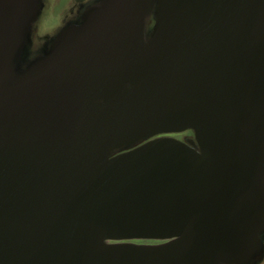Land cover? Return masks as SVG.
<instances>
[{
	"label": "water",
	"instance_id": "water-1",
	"mask_svg": "<svg viewBox=\"0 0 264 264\" xmlns=\"http://www.w3.org/2000/svg\"><path fill=\"white\" fill-rule=\"evenodd\" d=\"M40 6L0 0V264L260 261L264 0H99L23 62Z\"/></svg>",
	"mask_w": 264,
	"mask_h": 264
},
{
	"label": "rangeland",
	"instance_id": "rangeland-1",
	"mask_svg": "<svg viewBox=\"0 0 264 264\" xmlns=\"http://www.w3.org/2000/svg\"><path fill=\"white\" fill-rule=\"evenodd\" d=\"M98 1L99 0H41L39 14L32 26L22 61H29L35 56L43 53L64 28L80 22L82 14L88 8L94 6ZM155 24V19L149 22V33L155 27ZM186 132H190L192 135L191 138L194 139V133L192 131ZM174 137L181 141H186L190 138L187 134H180ZM133 243L145 245L155 244V242L153 244V242L139 241ZM262 245L263 249L260 252L261 258L264 257V235L262 236ZM262 263V260H260L256 264Z\"/></svg>",
	"mask_w": 264,
	"mask_h": 264
},
{
	"label": "flooded vegetation",
	"instance_id": "flooded-vegetation-1",
	"mask_svg": "<svg viewBox=\"0 0 264 264\" xmlns=\"http://www.w3.org/2000/svg\"><path fill=\"white\" fill-rule=\"evenodd\" d=\"M180 134H187L190 138L192 137V135L190 134V132H183V133H177V134H171V135H167V136H170V137H174V136H176V135H180ZM175 138V137H174ZM158 243H162V242H155V244H158ZM153 244H154V242H153Z\"/></svg>",
	"mask_w": 264,
	"mask_h": 264
},
{
	"label": "trees",
	"instance_id": "trees-1",
	"mask_svg": "<svg viewBox=\"0 0 264 264\" xmlns=\"http://www.w3.org/2000/svg\"><path fill=\"white\" fill-rule=\"evenodd\" d=\"M139 242H155V241H139Z\"/></svg>",
	"mask_w": 264,
	"mask_h": 264
},
{
	"label": "crops",
	"instance_id": "crops-1",
	"mask_svg": "<svg viewBox=\"0 0 264 264\" xmlns=\"http://www.w3.org/2000/svg\"><path fill=\"white\" fill-rule=\"evenodd\" d=\"M261 260H262V262H263L262 264H264V257H263V258H261Z\"/></svg>",
	"mask_w": 264,
	"mask_h": 264
}]
</instances>
